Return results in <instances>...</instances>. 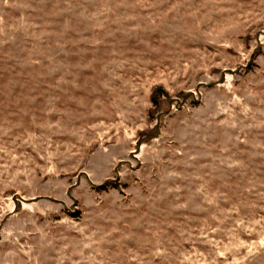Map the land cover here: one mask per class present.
Returning a JSON list of instances; mask_svg holds the SVG:
<instances>
[{"label": "rangeland", "instance_id": "1", "mask_svg": "<svg viewBox=\"0 0 264 264\" xmlns=\"http://www.w3.org/2000/svg\"><path fill=\"white\" fill-rule=\"evenodd\" d=\"M0 264H264V0H0Z\"/></svg>", "mask_w": 264, "mask_h": 264}, {"label": "water", "instance_id": "2", "mask_svg": "<svg viewBox=\"0 0 264 264\" xmlns=\"http://www.w3.org/2000/svg\"><path fill=\"white\" fill-rule=\"evenodd\" d=\"M191 94H193V93L191 92L187 96H190ZM175 103H177L180 106H183V104L186 103V99H184L183 101H181L180 99H177ZM172 109H173V104L171 103L169 111H171ZM157 133H159V128L157 129ZM157 133L154 135H150V137H155V135H157ZM139 142H141V139L139 140Z\"/></svg>", "mask_w": 264, "mask_h": 264}]
</instances>
